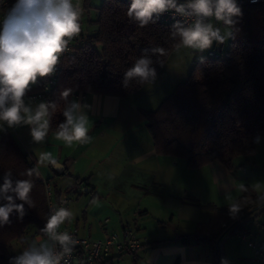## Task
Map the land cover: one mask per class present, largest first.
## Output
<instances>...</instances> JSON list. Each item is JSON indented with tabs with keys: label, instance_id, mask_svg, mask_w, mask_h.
<instances>
[{
	"label": "crops",
	"instance_id": "obj_1",
	"mask_svg": "<svg viewBox=\"0 0 264 264\" xmlns=\"http://www.w3.org/2000/svg\"><path fill=\"white\" fill-rule=\"evenodd\" d=\"M89 1L85 0L82 13H88ZM97 14L87 15L86 25L80 18L77 40L96 29L92 21ZM45 79L38 77L30 89ZM148 85L126 97L75 93L71 101L79 102L89 119V139L84 142L66 145L49 130L45 141L37 143L29 126L9 128L5 124L0 133L11 134L33 163L37 179L50 182L56 201L65 195L72 197L67 208L73 215L61 228L74 227L80 236L91 239L133 228L146 240L134 252L99 259L96 264H219L215 242L232 218L223 210L236 202L243 185L264 193V167L254 165L260 141L264 162V137L248 160L236 163L237 169L226 168L218 159L190 167L182 157L158 153L142 110L156 109L166 96L154 94ZM42 153H50L55 163H41ZM245 229L264 238V210ZM46 240V236L35 235L15 241L10 251L16 257L33 242ZM222 252L225 264H264L236 236L225 239Z\"/></svg>",
	"mask_w": 264,
	"mask_h": 264
},
{
	"label": "trees",
	"instance_id": "obj_2",
	"mask_svg": "<svg viewBox=\"0 0 264 264\" xmlns=\"http://www.w3.org/2000/svg\"><path fill=\"white\" fill-rule=\"evenodd\" d=\"M130 4L131 0H104L92 21L96 29L81 34L79 40L73 37L74 48L65 56L57 86L45 101L56 103L49 130L56 131L64 121L66 103L77 92L126 97L142 88L145 84L134 80L125 86L124 73L142 55L143 49L165 50L163 55L151 57L158 73L176 48L178 41L170 34L173 24L156 21L140 27L127 16ZM240 8L242 15L235 18L237 22L226 53L215 51L219 56L213 57L208 55V50L207 57L194 64L188 78L177 83L156 109L142 110L156 151L182 157L190 167L218 159L232 169L233 161L239 156L252 155L257 141L264 137V1ZM66 89H71L67 100L60 95ZM31 169L33 163L11 134L2 131L0 185L8 171L13 181L30 179L34 207L25 204L26 214L22 219L14 211L9 222L0 225V264H11L13 242L35 235L46 236L42 231L48 219L44 185L35 172L30 177L26 175ZM76 181L83 180L76 178ZM262 194L248 185L242 186V193L234 203L240 210L232 214L231 225L226 230L229 237L243 231L261 213L253 215L261 208L254 209L262 203L259 200ZM223 213H230L229 209Z\"/></svg>",
	"mask_w": 264,
	"mask_h": 264
},
{
	"label": "clouds",
	"instance_id": "obj_3",
	"mask_svg": "<svg viewBox=\"0 0 264 264\" xmlns=\"http://www.w3.org/2000/svg\"><path fill=\"white\" fill-rule=\"evenodd\" d=\"M179 16L171 27V37L177 40L175 47L203 52L213 42L222 44L233 35L237 17L242 15L237 0H131L127 16L140 27L156 23L166 12ZM83 9L77 0H15L7 10L0 28V128L7 125L29 126L34 142L45 141L49 133L50 121L56 110L55 102H40L33 106L25 96L30 85L37 78L54 73L62 53L68 49L69 41L80 32V18ZM215 21L216 23H213ZM222 24L225 31L216 26ZM164 49L155 47L143 49L142 55L124 73V84L136 81L140 85L151 84L157 76L152 66V55L164 54ZM71 89L61 92L67 100ZM64 121L59 123L55 138L66 145L84 142L88 137L89 119L83 106L69 101L63 110ZM51 161L50 153H42L40 162ZM36 172L28 170L29 177ZM38 174V173H37ZM259 187V184L257 185ZM33 183L30 179L13 181L11 171L5 172L0 185V225L9 222L14 211L22 219L26 214L25 204L34 207L30 197ZM19 200L21 203H17ZM264 202V194L259 196ZM237 204L229 206L230 214L239 211ZM73 213L66 207H53L42 231L47 240L33 242L20 255L12 258L11 264H60L72 252L77 243L67 231H59L60 226L70 221ZM221 264H225L222 259Z\"/></svg>",
	"mask_w": 264,
	"mask_h": 264
},
{
	"label": "built area",
	"instance_id": "obj_4",
	"mask_svg": "<svg viewBox=\"0 0 264 264\" xmlns=\"http://www.w3.org/2000/svg\"><path fill=\"white\" fill-rule=\"evenodd\" d=\"M15 0H0V28H2V20L6 14L8 7ZM264 0H237L239 7L247 4H255L262 2ZM74 3L77 0H73ZM80 7L83 9V4L85 0H78ZM179 2H184V0H179ZM177 20L182 18L179 16H173V12L169 11L162 14L157 21L161 23L174 24ZM213 23H216L213 21ZM221 27L222 24H217ZM74 48L73 38L69 41L68 49L61 54L59 63L53 74L46 77L43 85L36 89L26 93L25 100L30 102H45L53 90L56 88L59 76L61 64L67 54H69ZM208 55L213 57H218L219 55L215 50H209ZM44 185L48 216L50 214V209L53 207H66L71 202L72 197L70 195L63 196L60 200L56 201L54 198L53 188L48 180H41ZM59 231H67L71 234L77 241L69 255H66L60 262V264H96L97 260L110 258L117 256L124 252H134L136 251L146 240L138 237L136 235L135 229L126 228L121 233L115 231H109L101 239H91L89 237H83L78 234V231L74 227H60ZM235 236L243 240L246 245L259 257L264 260V238L257 233L250 232L246 229L237 232ZM47 238V236H46Z\"/></svg>",
	"mask_w": 264,
	"mask_h": 264
},
{
	"label": "rangeland",
	"instance_id": "obj_5",
	"mask_svg": "<svg viewBox=\"0 0 264 264\" xmlns=\"http://www.w3.org/2000/svg\"><path fill=\"white\" fill-rule=\"evenodd\" d=\"M104 0H90L89 1V7H88V13H82V21L83 25H86V19L87 15L91 18L95 16V13L97 11V8L100 7V5L103 3ZM85 17V18H84ZM217 26V25H216ZM219 27V26H218ZM221 31L224 32L225 28L224 26H221ZM230 45V37H228L224 43L218 44L216 42H213L212 46L209 49H214L215 51L226 53L228 47ZM204 50L203 52L200 51H194L192 49L188 48H180L177 50L176 48L170 53L167 60L162 65L161 69L157 73L156 79L154 82L149 84V88H151L152 92L154 94L158 93V95H164L167 96L170 94V91L173 90V88L176 86L177 83H180L182 81H185L188 78V75L194 66V64L198 61H200L203 58L207 57V51ZM258 142V141H257ZM257 144V143H256ZM263 141H260L258 145V154L257 157L254 160V165H263L264 162L262 158L260 157L262 149ZM249 158L246 156H239L237 159L233 161V167L234 169H237L236 163L240 160H248ZM252 164V166H254ZM263 170V169H261ZM264 172V171H261Z\"/></svg>",
	"mask_w": 264,
	"mask_h": 264
},
{
	"label": "water",
	"instance_id": "obj_6",
	"mask_svg": "<svg viewBox=\"0 0 264 264\" xmlns=\"http://www.w3.org/2000/svg\"><path fill=\"white\" fill-rule=\"evenodd\" d=\"M55 166H56V168H58V163H56ZM258 207H261V208L258 209L256 212H254L253 215H257L258 213H260L264 210V202L260 203L254 209H257ZM228 237H229V235L225 231L220 237H218V239L215 242V247L217 250L219 264H221L222 259L224 260L222 247H223V243H224L225 239Z\"/></svg>",
	"mask_w": 264,
	"mask_h": 264
}]
</instances>
